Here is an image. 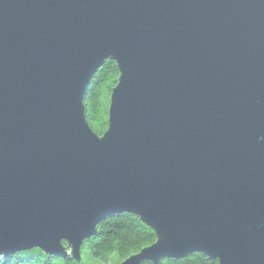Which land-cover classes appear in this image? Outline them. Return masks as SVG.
I'll list each match as a JSON object with an SVG mask.
<instances>
[{
    "label": "water",
    "instance_id": "95a60500",
    "mask_svg": "<svg viewBox=\"0 0 264 264\" xmlns=\"http://www.w3.org/2000/svg\"><path fill=\"white\" fill-rule=\"evenodd\" d=\"M121 213L157 240L120 264H264V0H0V254L81 261Z\"/></svg>",
    "mask_w": 264,
    "mask_h": 264
},
{
    "label": "trees",
    "instance_id": "16d2710c",
    "mask_svg": "<svg viewBox=\"0 0 264 264\" xmlns=\"http://www.w3.org/2000/svg\"><path fill=\"white\" fill-rule=\"evenodd\" d=\"M119 76L116 62L107 60L96 73L84 97L87 122L99 136H103L108 129L111 94ZM156 240L155 231L138 216L121 213L108 217L98 224L96 235L83 243L81 261L62 259L48 255L39 248H32L9 256L0 254V264H86V256L99 263L108 256H116V264H120L143 248L151 246ZM158 264H219V262L203 253H193L180 260L163 259Z\"/></svg>",
    "mask_w": 264,
    "mask_h": 264
},
{
    "label": "rangeland",
    "instance_id": "374dc122",
    "mask_svg": "<svg viewBox=\"0 0 264 264\" xmlns=\"http://www.w3.org/2000/svg\"><path fill=\"white\" fill-rule=\"evenodd\" d=\"M85 262H86V264H116L117 263V257L116 256H108L104 259V261L102 263H99V262H95L94 260H92L91 258L86 256Z\"/></svg>",
    "mask_w": 264,
    "mask_h": 264
}]
</instances>
